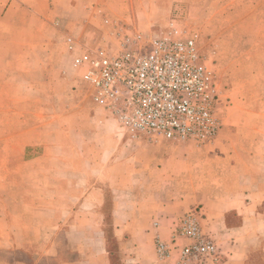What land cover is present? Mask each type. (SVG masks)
I'll list each match as a JSON object with an SVG mask.
<instances>
[{
    "label": "crops",
    "instance_id": "crops-1",
    "mask_svg": "<svg viewBox=\"0 0 264 264\" xmlns=\"http://www.w3.org/2000/svg\"><path fill=\"white\" fill-rule=\"evenodd\" d=\"M172 13L200 31L220 96L202 147L120 132L65 43L112 45L104 17ZM190 210L219 247L209 264L261 263L264 0H0V264H110L108 229L140 261Z\"/></svg>",
    "mask_w": 264,
    "mask_h": 264
},
{
    "label": "built area",
    "instance_id": "built-area-1",
    "mask_svg": "<svg viewBox=\"0 0 264 264\" xmlns=\"http://www.w3.org/2000/svg\"><path fill=\"white\" fill-rule=\"evenodd\" d=\"M112 45H82L65 36L72 65L89 99L108 112L120 132L197 147L212 141L221 127L215 74L199 49L200 31L172 19L161 31H140L110 17ZM185 240V241H184ZM160 261L209 264L219 255L202 230L196 210L186 212L167 240L155 235Z\"/></svg>",
    "mask_w": 264,
    "mask_h": 264
},
{
    "label": "rangeland",
    "instance_id": "rangeland-1",
    "mask_svg": "<svg viewBox=\"0 0 264 264\" xmlns=\"http://www.w3.org/2000/svg\"><path fill=\"white\" fill-rule=\"evenodd\" d=\"M184 16L181 14H177V13H172L169 17H168V21L167 23H163V20L160 21V23H155L151 26H149V28H141L137 23L134 22H125L127 24L133 25L135 26L137 29H139L140 31L146 33L148 31H159V30H163L165 29L168 25L169 22L172 19H176L178 20L180 23L182 22V24L186 27H190V28H195L194 25L192 24H187L184 23ZM119 21V20H118ZM122 22V21H120ZM123 23V22H122ZM203 47V44L200 43L199 44V49L201 52V49ZM210 56H208V62ZM79 85V84H78ZM80 86V85H79ZM81 89H83V97L85 98L86 101H89V97H88V93L86 91V88L81 87ZM108 236H109V240H108V250L110 251V264H156L157 261L159 262V259L156 255V252L153 251L151 249V247L146 246L145 244L142 245L141 248V253L138 256L140 261H137L135 258L131 259V255H132V249H131V243L127 238H123V239H116L112 233V231L110 229H108ZM155 254V257L154 255ZM261 258L260 264H264V249H262L261 251ZM63 257H67V258H74V255H67V256H63ZM52 264H56V263H52Z\"/></svg>",
    "mask_w": 264,
    "mask_h": 264
},
{
    "label": "trees",
    "instance_id": "trees-1",
    "mask_svg": "<svg viewBox=\"0 0 264 264\" xmlns=\"http://www.w3.org/2000/svg\"><path fill=\"white\" fill-rule=\"evenodd\" d=\"M108 240H109V237H108V239H107V242H108ZM109 251V250H108ZM109 254H110V251H109Z\"/></svg>",
    "mask_w": 264,
    "mask_h": 264
}]
</instances>
